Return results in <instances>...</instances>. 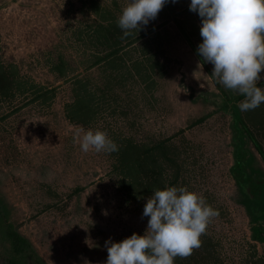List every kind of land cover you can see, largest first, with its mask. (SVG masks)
<instances>
[{"label":"rangeland","instance_id":"1","mask_svg":"<svg viewBox=\"0 0 264 264\" xmlns=\"http://www.w3.org/2000/svg\"><path fill=\"white\" fill-rule=\"evenodd\" d=\"M128 3L0 0V264L15 255L10 234L28 243L24 264H106L105 242L144 235L147 199L165 187L196 192L219 212L175 264H264L230 174L232 117L221 106L224 93H239L196 54L200 16L191 0H168L122 38ZM240 112L264 149V103ZM81 129L106 131L119 151L83 152ZM122 164L140 166L137 186ZM148 175L149 188L139 185Z\"/></svg>","mask_w":264,"mask_h":264},{"label":"clouds","instance_id":"2","mask_svg":"<svg viewBox=\"0 0 264 264\" xmlns=\"http://www.w3.org/2000/svg\"><path fill=\"white\" fill-rule=\"evenodd\" d=\"M168 0H129L118 18L126 38L158 17ZM177 3L178 0H171ZM198 13L203 42L198 55L213 65L212 76L226 89L242 95L241 111L264 103V0H191ZM75 140L83 152H118L106 131L81 129ZM219 212L200 194L185 187L155 190L147 199L143 217H149L144 235L133 234L122 242H105L106 264H175L201 246V236Z\"/></svg>","mask_w":264,"mask_h":264},{"label":"trees","instance_id":"3","mask_svg":"<svg viewBox=\"0 0 264 264\" xmlns=\"http://www.w3.org/2000/svg\"><path fill=\"white\" fill-rule=\"evenodd\" d=\"M189 42L191 43V41ZM195 52L198 55V51L195 50ZM199 59L205 66V62L201 56H199ZM244 98L245 97L240 94L236 95V97H229L224 93V101L221 107L228 111L232 117V130L235 146L233 151L234 163L230 168V174L232 175L235 184L240 191V194L243 196L242 205L245 207L252 224L250 227L252 239L262 244L264 254V235L262 232V221H264V173L254 167L255 165L253 161V155L247 148V144L248 142L252 143L254 149L257 151L263 162L264 149L261 146L260 141L258 140L254 131L247 123V121L252 120L250 116L251 114H246V121L237 106V103ZM122 150V153L124 154L128 151V147H123ZM120 170L124 175L130 178V181L135 186H137L135 184L137 182L134 180L133 173H138L139 178L141 177L139 174H144L140 173L141 168L136 164L134 166V172H132V165L128 167L126 164H122L120 166ZM152 175L155 176L153 173ZM158 175L156 177H158ZM142 179L144 180V177ZM146 179V183H141L139 185L144 186L146 184L145 187L149 188V183L154 181L150 175H148ZM157 186L160 185L157 184ZM10 237L14 238L11 243V247L12 251L15 252V258H11L7 264H24L21 262L20 256L25 257L29 249L27 248L28 243L25 241V239L17 234H13L12 236L10 234Z\"/></svg>","mask_w":264,"mask_h":264}]
</instances>
